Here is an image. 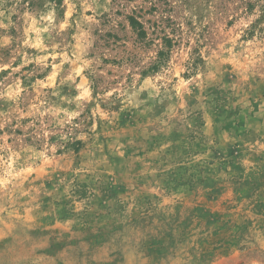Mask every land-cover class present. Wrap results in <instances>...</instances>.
<instances>
[{"label": "rangeland", "instance_id": "obj_1", "mask_svg": "<svg viewBox=\"0 0 264 264\" xmlns=\"http://www.w3.org/2000/svg\"><path fill=\"white\" fill-rule=\"evenodd\" d=\"M0 264H264V0H0Z\"/></svg>", "mask_w": 264, "mask_h": 264}, {"label": "trees", "instance_id": "obj_2", "mask_svg": "<svg viewBox=\"0 0 264 264\" xmlns=\"http://www.w3.org/2000/svg\"><path fill=\"white\" fill-rule=\"evenodd\" d=\"M130 25L135 29V28H139V30L141 29V26L139 25V23L137 21H131ZM143 32L139 31L138 35L139 36H143ZM79 144V143H78Z\"/></svg>", "mask_w": 264, "mask_h": 264}]
</instances>
